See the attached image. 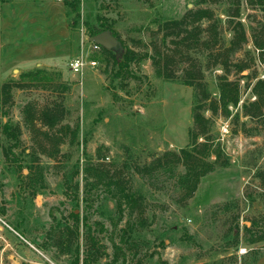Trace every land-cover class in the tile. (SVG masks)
I'll list each match as a JSON object with an SVG mask.
<instances>
[{
  "label": "rangeland",
  "instance_id": "374dc122",
  "mask_svg": "<svg viewBox=\"0 0 264 264\" xmlns=\"http://www.w3.org/2000/svg\"><path fill=\"white\" fill-rule=\"evenodd\" d=\"M75 4L0 0L2 68L9 76L0 83V218L13 237L5 236L12 250L2 252L4 264H264V240L256 241L264 232V188L256 176L264 169V108L255 118L244 108L255 110L253 88L264 78L254 43L255 36L264 40V0ZM205 9L210 17L199 21L189 13ZM187 15L182 29L170 26ZM99 17L124 45L148 54L132 65L136 77L116 78L112 54L89 41L86 24L97 27ZM233 42L240 48L230 53ZM76 58L84 62L79 72L71 68ZM236 64L248 68L238 72ZM191 74L201 76L195 83L203 87L184 84ZM225 78L238 84L240 97L227 116L220 106L217 113L209 109ZM205 90L210 99L199 112L208 134L198 142L209 139L228 164L185 199L186 169L172 154L190 143L191 129L200 132L192 109L195 92ZM53 107L66 110L63 124L78 127L75 138L45 134L60 128L39 119ZM7 121L21 130L9 156L3 148L16 141L4 134ZM102 174L136 193L135 212L117 203L108 178L94 185ZM94 239L99 260L90 251Z\"/></svg>",
  "mask_w": 264,
  "mask_h": 264
},
{
  "label": "trees",
  "instance_id": "16d2710c",
  "mask_svg": "<svg viewBox=\"0 0 264 264\" xmlns=\"http://www.w3.org/2000/svg\"><path fill=\"white\" fill-rule=\"evenodd\" d=\"M75 1H77V4H75L77 6L79 4V0H75ZM74 11L76 12V10ZM189 13L192 14L191 16L196 15L197 17L196 21H199L203 19L204 17H210V10L208 9L199 10L196 12H193V10H190ZM191 16L187 15V17L185 18V21L183 22L175 21L170 26L173 25L174 29L176 28L182 29L184 25H187V20L188 18L191 19ZM98 20L100 24L97 27H92L89 23L86 24L88 36L90 37L95 36L96 34L102 31L111 30L113 35H115L123 45L122 51L107 50L100 46V49H102L106 53L112 54L113 56L114 65H115L114 76L116 78L125 79V80L128 77H136V75L131 70L132 65L135 64L136 62L139 63L143 61L145 58H147L148 54L137 52L131 49L130 47L124 45V43L119 39L118 35L111 28L110 25L105 24L103 19L100 17L98 18ZM239 27H242L241 23H239ZM187 35L188 33L185 34L184 36H182V33L180 34V36H182L184 41H187L189 39L187 38ZM241 38L243 41H246V34L243 30L241 32ZM254 43H255V47L259 50V56H258L259 61L264 64V40H261V39L258 40L257 37L255 36ZM239 48H240V42H237V43L233 42L232 47L229 48L227 51L230 53H233L235 51H238ZM221 64H223L224 67L228 66L227 62H224ZM235 66L237 67L236 69L238 72H243L245 69L248 68V66L245 64H236ZM166 67H168V65ZM37 71H41V69L37 68ZM30 74L31 73H27V74H24V76L30 75ZM157 74L162 77L164 74V70L162 71L159 68L157 71ZM187 76H190L193 79H186L184 81V84L192 86V87H195V86L203 87V84H197V82L195 83L196 80L201 79V76H192V74L187 75ZM167 78L171 79L173 77L167 76ZM10 81L5 82L2 85L5 91H8L11 89L12 84L10 83H12V81L14 80H10ZM219 90H220L219 102L212 103L211 108L209 109L213 113H217L218 108L220 106L223 109V113L227 116L229 114V107L237 106L239 104L240 97H239L238 84L229 82V80L225 78L219 85ZM253 91L255 95L257 96V101L251 104L255 110L249 109L250 106H244L245 115L251 118H255V117L262 115V109L264 108V78L258 79V81L256 82L253 88ZM209 99H210V94L206 90L204 91L202 96L199 93L195 92L194 107L192 109V118L195 122V126L200 125L201 130L200 132H197L196 129L194 128L191 129L190 130V143L186 147L181 148L179 153L172 154L175 158L176 165L182 163L186 169V173L182 174V176L180 177L181 181L179 180L182 184V187L185 188V193H184L185 199L191 198L194 195L195 191L198 188L199 182L203 177L213 172L219 164H222V166H225L228 164L227 162L222 163L221 159H222L223 153L221 152L220 149L213 148V146L210 144L209 139H207L206 142H203L201 144L198 142L199 135L207 136L208 134V120H206V118H204V116L199 111L201 109H204V107H206V103ZM65 116H66V110L63 107L46 108L45 110L42 111L41 115L39 116V119L44 126H46L49 129H53V130L56 129L57 127H60L57 130L56 134L45 133L48 137H51L52 135H54L57 137V139L62 141L61 137H64L65 135H67L68 132H73L74 138L77 136L78 127L73 129L69 124H63V120L65 119ZM28 123L32 124L33 121L28 122ZM13 125L14 124L7 121L4 124V128H3L5 136L9 140L16 141L15 144H12L10 146H5L3 148L4 154L6 156H9L11 151L13 152V148L18 146V141L20 140L21 130L19 127L15 128ZM212 156H215V159L208 160ZM158 164L160 166L161 165L163 166L166 164V162L160 159L158 160ZM151 167H154V166H151ZM142 169H139V172H142ZM90 171L92 170L89 169L87 172L90 173ZM93 171L97 172V170H94V169ZM170 173L172 175L175 174L171 169H170ZM256 176L261 179V182L264 188V169L259 170ZM106 178H108V180ZM106 180H107L108 190L110 191L111 195L116 199L117 203L120 206L122 204H126V206L130 208L132 212H135L136 206L139 203L136 193L130 189L128 190L125 182H122L118 178H115L114 175L109 176V174H107L106 177L103 176L102 174L99 180L94 183V185L98 186L101 183L102 184L106 183ZM112 187H115L116 189L115 192L111 190ZM72 215L77 220H79V215L77 213L73 212ZM86 223H87V217H84L83 219L84 226L87 225ZM103 229H104V226H102V230ZM261 240H264V232L261 233L258 240L256 241H261ZM97 245H98V242L96 239H94L90 251H91V254H93L92 256H94L95 260H99V258L102 257V254L97 255V253L94 252L96 250ZM84 261L86 262V264H89L88 260H84Z\"/></svg>",
  "mask_w": 264,
  "mask_h": 264
},
{
  "label": "water",
  "instance_id": "95a60500",
  "mask_svg": "<svg viewBox=\"0 0 264 264\" xmlns=\"http://www.w3.org/2000/svg\"><path fill=\"white\" fill-rule=\"evenodd\" d=\"M89 41L107 50H123L122 43L113 35L111 30L102 31L95 36L89 37Z\"/></svg>",
  "mask_w": 264,
  "mask_h": 264
},
{
  "label": "built area",
  "instance_id": "2783aa9c",
  "mask_svg": "<svg viewBox=\"0 0 264 264\" xmlns=\"http://www.w3.org/2000/svg\"><path fill=\"white\" fill-rule=\"evenodd\" d=\"M92 44L94 45L95 48H97V49L100 48L99 45L94 44V43H92ZM83 67H84V62L80 58H76L71 64V68L75 72L81 71L83 69ZM0 227L4 228V229L10 228L8 226V224L5 222V220L2 218H0ZM2 245H3V248L1 249ZM0 249H1L0 250V264H4L2 252H4L6 249L12 250V246H10L7 238L3 234H0Z\"/></svg>",
  "mask_w": 264,
  "mask_h": 264
},
{
  "label": "crops",
  "instance_id": "0c3cea01",
  "mask_svg": "<svg viewBox=\"0 0 264 264\" xmlns=\"http://www.w3.org/2000/svg\"><path fill=\"white\" fill-rule=\"evenodd\" d=\"M2 41L0 37V83L5 81L9 76L5 74V69L2 68L3 62H2ZM0 234H3L4 236L7 237H12V234H9V232H6V229L0 227ZM13 238V237H12Z\"/></svg>",
  "mask_w": 264,
  "mask_h": 264
}]
</instances>
